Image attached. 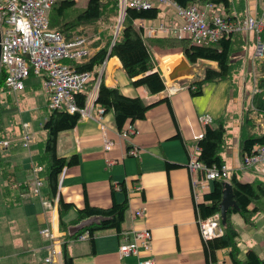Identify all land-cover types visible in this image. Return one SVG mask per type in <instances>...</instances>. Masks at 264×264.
Listing matches in <instances>:
<instances>
[{"label":"crops","instance_id":"crops-1","mask_svg":"<svg viewBox=\"0 0 264 264\" xmlns=\"http://www.w3.org/2000/svg\"><path fill=\"white\" fill-rule=\"evenodd\" d=\"M262 4L263 0H234L233 12L244 14L249 10L251 15L259 17L263 13ZM220 10L223 9L220 7ZM216 11L215 7L209 8V16H213ZM162 16L178 22L181 19L172 9L163 12ZM161 17L146 21L156 24ZM243 34L249 47L236 53L234 60L238 59L239 63L245 64L246 72L242 67L233 79L206 82L199 95H192L184 82L195 76L200 77L204 65L216 66L215 61L203 59L191 64L178 49L153 46L156 68L161 70L166 88L151 94L145 86H134L130 82L118 56L110 55L106 58L102 75L107 85L117 86L127 96H140L147 102L169 96L172 111L165 103L151 108L144 119L133 123L136 132L131 138L120 134L112 112L104 116L107 124L105 132L96 119L81 117L75 127L58 134V154L69 157L76 153L80 159L78 164L66 168L59 188V194L75 205L65 215L67 222L76 216L77 207L84 206L86 196L92 205L101 207H108L115 200L121 202L126 197L129 203L121 231H98L95 234L94 250L89 239L67 240L74 264H138L140 259L147 257H154L157 264H208L192 199L186 145L193 144L194 136L204 130L198 120V116L203 113L212 114L214 119L226 115L229 134L238 131L240 125L235 120L236 116L246 97L251 94L250 88L254 86V80L249 74L253 66V32ZM95 50L96 47H93V52ZM39 77L41 82L34 83L31 90L26 88L28 77L24 90L16 94L19 96L20 121L29 122L32 136L30 147L22 144V128L19 124L13 128V136L7 137L11 143L6 148L12 164L17 167L16 179L29 182L30 185L36 178L33 155L43 150L46 139L43 124L50 113L47 93L42 77ZM168 83L179 86V89L168 94ZM106 138L115 142L109 151L104 147ZM238 140L239 136H236L233 147L229 145L224 154L231 172L239 170L240 166ZM133 146L138 147L137 156L128 154ZM107 158L114 162L108 163ZM168 162L177 165L168 167ZM260 169L261 164L252 170L251 180H264V173ZM40 191V195L30 193L17 204L7 206L2 197L0 181V264H63L62 244L67 233L59 225L57 200L51 201L46 182ZM141 207L145 208L144 217L134 216V210ZM233 214L231 220L235 225ZM258 215L264 216V212L257 213L252 223H246L240 215L245 223V239L241 238L242 233L235 225L239 231L238 244L242 257L247 249L252 248L264 259V225L256 222ZM46 226L58 236L59 243L56 245L61 250L53 262L45 260L52 243L40 233V229ZM139 228L151 230V249L120 256L119 244L125 239H131L134 230ZM210 264H232L228 250H218L216 261Z\"/></svg>","mask_w":264,"mask_h":264},{"label":"trees","instance_id":"trees-1","mask_svg":"<svg viewBox=\"0 0 264 264\" xmlns=\"http://www.w3.org/2000/svg\"><path fill=\"white\" fill-rule=\"evenodd\" d=\"M182 6L197 4L204 8L207 4L221 7L226 19L231 21L241 20L246 15L235 14L234 0H175ZM119 12L118 0H87L85 5L80 6L77 0H58L49 11V28L60 31L66 40L73 39L83 31L80 27L86 25H97L101 20L109 23V20L117 16ZM159 6L149 8L128 7L118 35L107 32L105 37L99 34L90 42L96 50L85 60L71 61L77 70L90 71L91 77L85 86L75 92L74 100L79 107H83L89 92L98 87L94 104L104 109V113L112 112L114 123L119 131H122L127 123H134L138 119H144L147 112L158 104L165 103L172 111L169 96L156 101L147 102L140 96H127L117 86H109L103 80L100 68L108 56L116 55L120 58L130 82L134 86L143 85L151 94H156L165 89V78L159 68L153 53V46L180 50L191 64L207 59L216 62V66L206 64L200 77H193L184 82L192 95H199L206 82L219 81L222 79H233L234 74L242 68V63L234 60L236 51L246 47L247 40L242 31L230 32L227 36L205 44L194 42L190 38H177L176 36L145 37L143 29L136 26L135 19H155L162 16ZM263 14L259 15V18ZM264 19V17H263ZM111 30V28H109ZM261 39L264 42V24L261 31ZM91 40V39H90ZM240 67V68H239ZM258 76L256 78L257 91L251 95V102L243 103L239 114H241L239 154L243 159L246 154H252L256 144L264 143V131L256 127L255 119L251 113L264 117V55L257 64ZM5 71L0 70V91L9 96V89L5 85ZM234 82V81H233ZM0 100V139L3 136L4 121L2 114L7 110ZM15 105L14 103H12ZM252 113V114H253ZM81 118L79 111L69 112L63 109H51L43 127L46 131V139L43 150L33 155L34 165H41L42 169L38 176H45L46 184L50 189L51 201L57 196L59 225L66 231V239L62 244L63 264H74V258L69 253L67 240L77 238L82 233H88L90 243L95 248V234L106 229H116L119 232L125 220L129 207L128 198L123 201H113L108 207L92 205L87 196L84 206L76 208V216L67 222L64 218L66 213L75 205L66 201L58 189L59 174L64 167L78 164L79 156L74 153L61 156L57 152L58 134L61 131L72 129ZM179 136V135H178ZM4 138V136L2 137ZM200 146L199 159L206 166H220L226 162L224 154L230 145V134L228 131V117L222 115L208 124L201 138L197 140ZM8 150L0 149V181L2 197L7 206L17 204L26 195L32 193V185L29 182H19L16 179V166L12 164L7 154ZM48 163V166H47ZM168 167L177 164L167 163ZM240 170V169H239ZM232 170L228 181L232 184V193L235 205L227 210L225 222L221 216V201L225 188L224 179H215L213 187L205 198L208 203L195 205L197 217H207L220 212V225L223 233L208 240H203L204 252L207 263L216 261L217 251L227 249L232 264H264V259L252 248L246 250L242 257L241 248L238 244L239 231L231 220L233 213H239L246 223H252L253 217L264 212V181L241 180V171ZM78 230L70 233V228L80 225Z\"/></svg>","mask_w":264,"mask_h":264},{"label":"built area","instance_id":"built-area-1","mask_svg":"<svg viewBox=\"0 0 264 264\" xmlns=\"http://www.w3.org/2000/svg\"><path fill=\"white\" fill-rule=\"evenodd\" d=\"M56 1L58 0H0V64L5 71V85L10 92L17 93L24 90L25 80L30 75L41 76L51 109L65 108L69 112L79 111L81 117L96 119L102 131L105 132L107 124L104 121V109L94 104L99 82L97 81L95 87L89 92L83 107H79L74 100L75 92L85 86L92 73L87 70H77L70 62L87 59L92 54L93 48L88 36L84 34H78L73 39L66 40L60 31L49 28V11ZM152 6L160 8L163 6L161 8L163 12L170 9L175 10L181 19L178 22L168 19V16H162L156 24H150L146 19H135L136 26L143 29L145 37L171 35L208 44L233 31H252L255 42L254 55L257 58L264 55V42L261 39L264 9L261 18L251 15L247 10L243 19L231 21L226 19L224 11L220 10V7L212 6V4L201 8L195 3L182 6L175 0H118L120 17L117 34L121 28L120 18L125 15L128 7L149 8ZM211 7H215L217 12L210 17L208 10ZM104 65L105 61L100 68V73H102ZM178 89L179 86L174 84L168 83L167 85L168 94H172ZM198 120L205 130L206 126L213 122L214 117L210 113H203L198 116ZM204 130L194 136L193 144L186 145L189 157L187 167L195 205L208 203L209 200L205 198V195L212 189L213 181L215 179L227 180L231 174V168L226 162L220 166H206L199 159L200 146L197 140L202 137ZM135 132L133 123H127L120 134L123 137L131 138ZM21 140L24 147H29L32 140L29 123L26 121L23 122ZM10 143L11 140L8 138L0 139V146L4 148L9 147ZM114 145L113 140L106 138L104 147L107 151L111 150ZM128 154L137 156L138 147H131ZM107 162L111 164L114 160L107 158ZM259 164H261V173H264V143L256 144L254 152L246 154L241 159L239 169L247 171ZM66 168L64 167L59 174L58 189L66 173ZM41 169V165L34 166L36 173ZM44 181V177L36 176L32 188L35 194L41 193L40 188ZM55 199L57 200V196ZM45 204L48 205L47 202ZM145 213L143 207L133 212L137 217H144ZM198 226L203 240L221 235L223 228L220 225V212L204 218L198 217ZM40 233L52 242L45 260L53 262L54 257L61 254L60 248L56 245L59 241L48 226L41 228ZM87 238L88 233H82L76 239L85 240ZM151 247V230L139 228L134 230L131 239H125L119 244L118 252L122 257L130 256L138 254L140 250L149 251ZM138 264H157V262L154 257H147L140 259Z\"/></svg>","mask_w":264,"mask_h":264},{"label":"rangeland","instance_id":"rangeland-1","mask_svg":"<svg viewBox=\"0 0 264 264\" xmlns=\"http://www.w3.org/2000/svg\"><path fill=\"white\" fill-rule=\"evenodd\" d=\"M77 2H78V4L80 6H82V5H85L86 4L87 0H77ZM262 5H263L262 8L264 9V4H262ZM161 8H163V6H161ZM119 17H120V14L118 12L117 16H114L113 18H111L109 20V23H107V21L105 22L104 20H101L97 25H86V26L80 27L79 29H81L83 31L81 34H84V35L88 36L90 42L92 41V39L94 40L95 38H97L99 34L103 35L102 37H105L107 35V32L108 31H109V33L110 32L112 34L114 33L115 34V37H116V33H117V29H118L117 27H118V23H119ZM121 25H122V23H121ZM109 28H111V30H109ZM152 37H157V36L155 35V36H152ZM90 45H91V43H90ZM252 45L254 46L253 47V66L251 68V71L252 72L249 73V74L252 77V79L254 80L253 81L254 86H253V89L250 88V90H252V92H251L250 95H252L253 92H256L257 91V88H256V81L257 80H256V78H257V76L259 74L257 64L259 63L260 59L262 58V57L257 58L254 55V50H255V44H254V42H252ZM91 47L93 48L94 46L91 45ZM248 47H249V44H246V47L243 50H245ZM243 50L236 51V53H239V52H241ZM236 53H235V55H236ZM243 65L245 66V64L242 63V67L244 69V72H246L245 71L246 70V67H244ZM39 80H40V77L38 75H33V74L30 75L29 79L26 80V88H28V90H31L34 87V83H40L41 82ZM251 86H252V83H251ZM16 94L17 93H9V96L6 98L5 93H3L2 91H0V100L2 102L1 104L2 105H5L6 106L5 109H7L2 114L3 121H4V124H3L4 125V128L2 130V132H3L2 135L4 136V138H7V137L8 138H11L13 136L12 135L13 134L12 130H13V128L15 129V127L17 125L20 124L21 125L20 127L21 128L23 127V120L20 121V115L21 114H20V112L18 110V107H19V96H17ZM27 94L29 95V93H27ZM250 95H249V97H246L245 103L251 102V96ZM12 103H14L15 105H13ZM48 107H49V103H48ZM50 110H51V108H50ZM252 113H251V115H253V117L255 119L256 127L258 129L264 131V117H261L260 115H257L256 113H253V114ZM235 120L238 121L239 122V125H240L241 124V121H242L241 114L238 113V116H236V119ZM33 121H34L33 123L36 124V120L33 119ZM32 129L34 130L33 126H32ZM30 135H31V132H30ZM236 136H239V138H240V126H239L238 131L236 133L232 132L230 134V147L231 148L234 145ZM30 144H31V142H30ZM29 147H30V145H29ZM0 149L1 150H5L6 148H4L3 146H0ZM34 166H36V165H34ZM47 166H48V163H47ZM254 168L255 167L250 168L249 170H247L249 172L242 171L240 173V175H239L240 179L243 180V181L244 180H251L253 178V176H251L250 173H252V170L254 171ZM260 171H261V169H260ZM37 173H36V176H38ZM42 177H44V179H45L44 183H45L46 182V178H45V176H42ZM256 179L257 180H261V181L263 180V179H259V178H256ZM44 183H43V185H44ZM33 184H34V182H33ZM33 184H32V188H33ZM31 194H35L33 192V189H32V193ZM35 195H40V194H35ZM233 221H234L235 225L239 228V230L242 233V237L241 238L242 239H245L247 237V235H246V228H245V223H244L243 219L240 217L239 214H233ZM256 222L259 225H262L263 226L264 225V216L263 215H258L257 218H256ZM56 239H57V241H59L57 235H56Z\"/></svg>","mask_w":264,"mask_h":264},{"label":"water","instance_id":"water-1","mask_svg":"<svg viewBox=\"0 0 264 264\" xmlns=\"http://www.w3.org/2000/svg\"><path fill=\"white\" fill-rule=\"evenodd\" d=\"M0 40H1V30H0ZM0 53H1V45H0ZM0 70H1V64H0ZM232 205H235V201L233 199V193H232V184L230 181L225 180V188L223 190V199L221 201V216H222L223 222H225V219L227 216V210ZM82 225L84 224L81 223L80 225L71 227L70 233H73L74 231L78 230L80 227H82Z\"/></svg>","mask_w":264,"mask_h":264},{"label":"bare ground","instance_id":"bare-ground-1","mask_svg":"<svg viewBox=\"0 0 264 264\" xmlns=\"http://www.w3.org/2000/svg\"><path fill=\"white\" fill-rule=\"evenodd\" d=\"M211 8H212V7H211ZM216 12H217V11H216ZM123 19H124V16H121V18H120V21H121V22H120V27H121V23L123 22ZM117 35H118V34H117ZM117 35H116V36H117Z\"/></svg>","mask_w":264,"mask_h":264},{"label":"clouds","instance_id":"clouds-1","mask_svg":"<svg viewBox=\"0 0 264 264\" xmlns=\"http://www.w3.org/2000/svg\"><path fill=\"white\" fill-rule=\"evenodd\" d=\"M163 12V11H162Z\"/></svg>","mask_w":264,"mask_h":264}]
</instances>
